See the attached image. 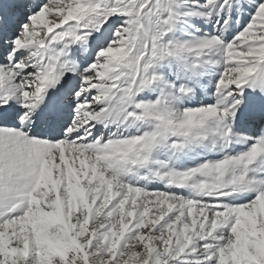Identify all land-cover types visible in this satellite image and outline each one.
I'll use <instances>...</instances> for the list:
<instances>
[{"label":"snow or ice","instance_id":"obj_1","mask_svg":"<svg viewBox=\"0 0 264 264\" xmlns=\"http://www.w3.org/2000/svg\"><path fill=\"white\" fill-rule=\"evenodd\" d=\"M0 264H264V0H0Z\"/></svg>","mask_w":264,"mask_h":264}]
</instances>
